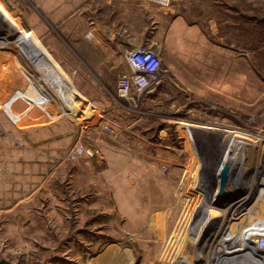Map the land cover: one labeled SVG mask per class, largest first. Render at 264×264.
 <instances>
[{
	"label": "rangeland",
	"instance_id": "rangeland-1",
	"mask_svg": "<svg viewBox=\"0 0 264 264\" xmlns=\"http://www.w3.org/2000/svg\"><path fill=\"white\" fill-rule=\"evenodd\" d=\"M137 48L159 78L132 102L116 81ZM249 147L235 225L218 171L243 182ZM208 212L217 264H264V0H0V263L193 264Z\"/></svg>",
	"mask_w": 264,
	"mask_h": 264
},
{
	"label": "built area",
	"instance_id": "built-area-1",
	"mask_svg": "<svg viewBox=\"0 0 264 264\" xmlns=\"http://www.w3.org/2000/svg\"><path fill=\"white\" fill-rule=\"evenodd\" d=\"M153 1L159 4L169 3V0ZM125 58L129 73L117 77V96L126 101L130 100L133 102L134 100L131 99L129 95L131 91H134L137 100L140 101L141 97H146L148 94H152L156 89V87H154L150 90L151 87L158 84L159 61L157 57H155V55L146 48H137L128 52ZM137 70L142 71V73L138 74V72H136ZM88 117L89 116L86 118L88 119ZM94 123L92 122L91 124L94 126ZM103 130L105 132L108 131L107 127H103ZM98 154V150L94 147H85L80 143H76L70 153V159L77 161L79 157L94 158ZM249 245H251V251L253 252V249L255 248L263 249V253L257 254V256L264 257V240H258L252 244L250 243ZM254 256L256 257L255 254Z\"/></svg>",
	"mask_w": 264,
	"mask_h": 264
},
{
	"label": "bare ground",
	"instance_id": "bare-ground-1",
	"mask_svg": "<svg viewBox=\"0 0 264 264\" xmlns=\"http://www.w3.org/2000/svg\"><path fill=\"white\" fill-rule=\"evenodd\" d=\"M136 72H138V74H141L142 71L140 70H137ZM225 164H228V166L230 167V164H231V160H229L228 158L225 159V161L223 162V165ZM222 165V167H223ZM221 167V169H222ZM221 171V170H220ZM219 171V173H220ZM228 174H229V171H228ZM219 176V175H218ZM229 179V178H228ZM237 183V187L240 185L243 184V182H235ZM227 184V183H226ZM244 186V185H243ZM232 187V186H231ZM253 187V186H252ZM253 189V188H252ZM250 190V189H249ZM214 200H216L217 196H216V192L214 193ZM216 196V198H215ZM224 201V200H223ZM244 201V200H243ZM246 202H241V203H238L236 205H238L240 208H243V205H245ZM232 202L229 204L231 205ZM253 204V203H252ZM251 204V206H252ZM223 205V204H222ZM228 205V206H229ZM235 203L231 206H236ZM227 206V207H228ZM224 207V206H223ZM217 210V209H216ZM220 210V209H219ZM214 211V210H213ZM228 211V209H224V212ZM214 212H217V211H214ZM213 212H208L207 214V217L205 219V222L202 226V229L205 230L204 231H201L200 230V233L202 232L203 233V242L204 244L203 245H199V248H198V253H197V258L196 260L194 261L193 264H217V261H219L220 257H221V254H222V250L224 248L225 245H223V243H226L228 240L224 239L223 236L226 235V233H222V231L220 232V225L219 222L222 221L221 217H218L217 220L213 219V215H212ZM218 213V212H217ZM216 214V213H215ZM217 215V214H216ZM215 216V215H214ZM217 217V216H216ZM221 219V221H220ZM215 223V225H217V229L213 230V232L210 230V232H208L209 229L212 228V226H214L213 224ZM226 224V223H225ZM223 227V226H222ZM228 233V232H227ZM227 237V236H226ZM258 240H264V238H258V239H252L249 241L248 243V249L250 251V253H252L253 257L255 259H258V260H264V257H261V256H257V254H262L263 253V249L261 248H255L253 249V251H251V245H249L250 243L252 244L253 242H256ZM204 253H207L206 255V261H203L202 259H204ZM254 254L256 255V257L254 256ZM233 255V254H232ZM230 257H235V256H230ZM230 259V258H229ZM235 259V258H234ZM233 260V259H232Z\"/></svg>",
	"mask_w": 264,
	"mask_h": 264
},
{
	"label": "crops",
	"instance_id": "crops-1",
	"mask_svg": "<svg viewBox=\"0 0 264 264\" xmlns=\"http://www.w3.org/2000/svg\"><path fill=\"white\" fill-rule=\"evenodd\" d=\"M236 103L238 105V102H236ZM179 132L181 133L182 130ZM247 155H248L249 162H247V161L244 162V165L246 166L247 170H246V173L244 174L243 184L241 186L239 185L237 187V183H235L234 179L232 178V180H230L225 186L226 194L223 197H219V199H221V200L225 199L226 201H228L230 203L232 202L231 205H233L234 203L236 205V204L241 203V202L251 201V178H250L251 177V167H250L251 166V148L250 147L248 148ZM184 167H187L186 164L184 165ZM220 168H219V170H220ZM210 174L212 175V172ZM214 174H215L214 177L216 178V172ZM231 205L226 207L227 209L230 208V210L225 212L226 215L223 216L222 221L224 218H226V220L228 218L229 219L231 218V220H233V218H235V219H238V221H239V219L243 220L242 222H238V221L234 222L235 225H237L239 223L243 224L247 219H250L251 207H247L246 205H243L242 209L239 208V209H237L236 212H233L231 209V207H232ZM229 222H231V221L229 220ZM248 222H250V221H248ZM225 223H226V221H225ZM250 223L248 224L249 229L245 230L244 231L245 233H251ZM219 224H220V222H219ZM226 225H228V223H226ZM232 225H234V224H232ZM230 228H232V227H230Z\"/></svg>",
	"mask_w": 264,
	"mask_h": 264
},
{
	"label": "water",
	"instance_id": "water-1",
	"mask_svg": "<svg viewBox=\"0 0 264 264\" xmlns=\"http://www.w3.org/2000/svg\"><path fill=\"white\" fill-rule=\"evenodd\" d=\"M228 171H229V166L228 164H225L223 165L220 173H219V176H218V191H217V195L219 197H223L225 194H226V191H225V186H226V183L228 181Z\"/></svg>",
	"mask_w": 264,
	"mask_h": 264
},
{
	"label": "trees",
	"instance_id": "trees-1",
	"mask_svg": "<svg viewBox=\"0 0 264 264\" xmlns=\"http://www.w3.org/2000/svg\"><path fill=\"white\" fill-rule=\"evenodd\" d=\"M0 264H3V263H0Z\"/></svg>",
	"mask_w": 264,
	"mask_h": 264
}]
</instances>
